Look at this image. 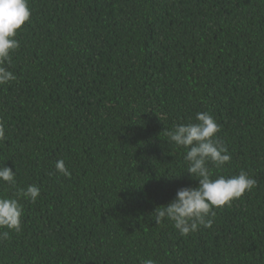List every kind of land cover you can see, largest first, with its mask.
I'll return each instance as SVG.
<instances>
[{
	"label": "trees",
	"instance_id": "obj_1",
	"mask_svg": "<svg viewBox=\"0 0 264 264\" xmlns=\"http://www.w3.org/2000/svg\"><path fill=\"white\" fill-rule=\"evenodd\" d=\"M29 7L16 79L0 85V166L16 172L0 195L41 194L18 197L22 231L0 240V264H264V0ZM198 112L232 157L213 178L244 170L257 185L182 236L153 212L198 185L165 135Z\"/></svg>",
	"mask_w": 264,
	"mask_h": 264
},
{
	"label": "clouds",
	"instance_id": "obj_2",
	"mask_svg": "<svg viewBox=\"0 0 264 264\" xmlns=\"http://www.w3.org/2000/svg\"><path fill=\"white\" fill-rule=\"evenodd\" d=\"M30 18L29 0H0V85L16 79L10 70L11 54L20 47L16 39L18 30ZM196 121L175 125L165 135L169 143L187 149L184 157L188 163L187 173L198 181V185L178 189L171 202L158 206L153 212L156 224L170 221L182 236L198 231L201 226L210 228L214 208L231 205L257 185V180L244 170L236 176L213 178L214 172L209 165L220 169L232 157L227 146L217 137L220 125L215 118L209 113L198 112ZM4 140L5 127L0 122V142ZM55 168L65 176L71 175L62 159L56 162ZM0 181L16 186V172L5 164L0 166ZM40 194L39 186L28 185L18 189L12 197L0 195V229H4L0 231V240L9 237V230L22 231L23 205L18 197L35 202ZM142 264H155V261L146 259Z\"/></svg>",
	"mask_w": 264,
	"mask_h": 264
}]
</instances>
